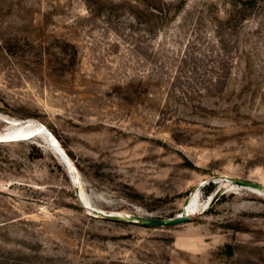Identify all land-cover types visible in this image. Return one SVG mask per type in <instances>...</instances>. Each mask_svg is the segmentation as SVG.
<instances>
[{"label":"rangeland","instance_id":"rangeland-1","mask_svg":"<svg viewBox=\"0 0 264 264\" xmlns=\"http://www.w3.org/2000/svg\"><path fill=\"white\" fill-rule=\"evenodd\" d=\"M249 1L0 0V132L40 129L0 134V264H264V190L227 180L264 185Z\"/></svg>","mask_w":264,"mask_h":264},{"label":"water","instance_id":"water-1","mask_svg":"<svg viewBox=\"0 0 264 264\" xmlns=\"http://www.w3.org/2000/svg\"><path fill=\"white\" fill-rule=\"evenodd\" d=\"M9 124L13 125V122L7 121ZM35 135V134H33ZM30 135V136H33ZM29 137V136H28ZM229 182L235 183L238 187H247V188H253V189H258L260 191L264 190V185L261 183H257L251 180H241V179H234V178H227ZM219 193L215 195L213 200L218 198ZM212 200V201H213ZM189 199L186 201L188 202ZM108 217H111L116 220H123V221H128V222H137V223H142L144 225H149V226H172V225H177L181 223H186L190 222L192 220V215H190L187 211H184L183 213L177 214L173 217H154V216H142V215H135V214H114V213H109L106 214Z\"/></svg>","mask_w":264,"mask_h":264},{"label":"bare ground","instance_id":"bare-ground-1","mask_svg":"<svg viewBox=\"0 0 264 264\" xmlns=\"http://www.w3.org/2000/svg\"><path fill=\"white\" fill-rule=\"evenodd\" d=\"M12 122L14 123L13 125H17V126L14 128L9 127V129L1 131L0 134L18 137L25 135L31 131H38V132L40 131L39 123L33 119H26L25 121L12 120ZM200 208L201 207L199 203L196 201L195 197H190L189 201L184 204V211H187L190 215L196 214L200 210ZM114 214H120V213H114Z\"/></svg>","mask_w":264,"mask_h":264},{"label":"trees","instance_id":"trees-1","mask_svg":"<svg viewBox=\"0 0 264 264\" xmlns=\"http://www.w3.org/2000/svg\"><path fill=\"white\" fill-rule=\"evenodd\" d=\"M233 1L241 4L243 7H245L250 2L249 0H233Z\"/></svg>","mask_w":264,"mask_h":264}]
</instances>
